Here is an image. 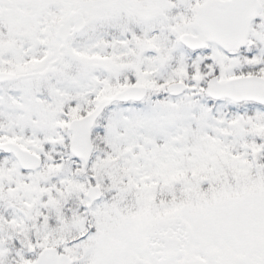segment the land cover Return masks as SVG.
Here are the masks:
<instances>
[{"label": "snow or ice", "instance_id": "snow-or-ice-1", "mask_svg": "<svg viewBox=\"0 0 264 264\" xmlns=\"http://www.w3.org/2000/svg\"><path fill=\"white\" fill-rule=\"evenodd\" d=\"M0 264H264V0H0Z\"/></svg>", "mask_w": 264, "mask_h": 264}]
</instances>
